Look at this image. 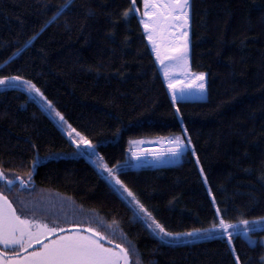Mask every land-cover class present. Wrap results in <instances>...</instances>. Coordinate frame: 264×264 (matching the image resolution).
Returning <instances> with one entry per match:
<instances>
[{"label": "trees", "instance_id": "trees-1", "mask_svg": "<svg viewBox=\"0 0 264 264\" xmlns=\"http://www.w3.org/2000/svg\"><path fill=\"white\" fill-rule=\"evenodd\" d=\"M65 2L0 0V76L39 88L167 232L217 223L197 159L226 220L264 216V0H190V68L206 73L207 97L177 101L179 116L138 14L123 15L131 0H71L49 22ZM14 85H0V171L19 179L10 190L0 182V191L18 213L91 226L125 248L131 241L139 264H236L235 255L239 264H263L264 227L249 233L254 244L235 233V255L218 229L158 234L51 111ZM181 134L191 143L178 160L133 164L129 152L140 141ZM67 217L74 222L63 224ZM136 259L130 252V264Z\"/></svg>", "mask_w": 264, "mask_h": 264}, {"label": "snow or ice", "instance_id": "snow-or-ice-1", "mask_svg": "<svg viewBox=\"0 0 264 264\" xmlns=\"http://www.w3.org/2000/svg\"><path fill=\"white\" fill-rule=\"evenodd\" d=\"M145 11L140 16V23L143 25L144 31L149 42L152 45V50L155 53L156 61L161 65L165 78L168 81V89L171 90L172 100L183 98L186 94L185 85L183 82H177L176 78L171 75L173 68H179L181 71L188 74V22L190 0H143ZM71 0H66L64 5L59 6L56 12L51 17L49 22L54 21L61 13L62 8H69ZM139 12L136 7V0H131L130 9L125 10V19L130 18ZM147 17V19H144ZM38 34H34L29 40L37 38ZM28 41L25 42L24 47H28ZM19 51V49L17 50ZM205 73L200 72L188 76V88L190 89L195 83V88L201 92L205 89ZM23 80L20 76H0V85L8 87L15 86L13 82ZM29 90L34 91L43 97V93L39 88H36L31 81H26ZM47 100V98H44ZM52 102L47 101V106L51 107ZM179 113V108L176 109ZM57 116L62 121L63 116L57 112ZM69 127H71L69 125ZM72 129V132H75ZM184 132L187 129H183ZM71 135V133H70ZM77 138H74V143L77 149L81 145L84 146V152L89 157L96 154V149L92 142L87 137L77 133ZM174 145L170 149L174 156H180L187 150V144L191 143V139L182 136H175L171 142ZM90 150V151H89ZM193 153L195 149H192ZM135 155V153H133ZM156 155H159L158 153ZM102 160V158H99ZM197 164L199 160L197 159ZM36 161H33L35 167ZM102 168V175L105 179L114 181L115 190L129 203H134L138 209L139 214L145 215L147 218L153 219L156 229H159L158 234L165 236H192L194 233H210L213 229L220 230V234L227 238V243L230 250L235 255L236 248L233 244V236L235 233H243L247 238L249 244H254L255 241L251 238L249 233L255 227H264V216L255 218L253 220L240 219L235 222H230L221 215V209L216 208V213L219 219L218 223H212L210 228L193 229L188 233H172L167 232L165 227L152 217V213L145 208L135 194L124 184L119 178L113 168L108 167L106 163L98 164ZM115 167V166H113ZM120 171V169H117ZM203 174V168H200ZM16 180L19 177L15 178ZM0 180H4L9 188L14 185L15 180L9 179L5 173L0 171ZM204 182L207 183V177H204ZM23 183V181H22ZM209 191H211L209 189ZM126 194V195H125ZM213 203L215 198L213 197ZM27 206H25V209ZM227 210L225 209V212ZM35 211L32 212V218H29L25 212L18 213L12 206V202L0 191V244L4 248L9 249V252L0 251V264H129L130 252L135 253L136 260L133 264H139V252L131 241H128L130 248H125L122 245L115 244L114 240L109 239L105 234H102L96 228L91 226L86 230L82 225L72 224L71 230L66 231L60 227L58 223L50 226L41 219L35 218ZM138 215L134 211V216ZM115 224V222H113ZM242 226V227H238ZM152 227L151 224L148 225ZM116 229L113 228L112 235H115ZM53 239H45V237L53 236ZM122 239L126 236L121 232ZM43 241V243L41 242ZM104 241H108L107 246ZM37 245V247H33ZM236 264H239V256L235 255Z\"/></svg>", "mask_w": 264, "mask_h": 264}, {"label": "rangeland", "instance_id": "rangeland-1", "mask_svg": "<svg viewBox=\"0 0 264 264\" xmlns=\"http://www.w3.org/2000/svg\"><path fill=\"white\" fill-rule=\"evenodd\" d=\"M145 11V8H144V4L142 5V8L139 12H137L138 14V19H139V22H140V16L141 14ZM144 19H147V17H144ZM141 24V23H140ZM141 27L143 28V25L141 24ZM143 31H144V28H143ZM187 31H188V41H189V22H188V28H187ZM145 33V31H144ZM145 37H146V40L148 41V44L150 46V49L153 53V56L155 58V61H156V56H155V53L154 51L152 50V45L151 43L149 42L148 38H147V35L145 33ZM157 63V66H158V69H159V72H160V75L163 79V82L165 84V87L167 89V92H168V95H169V98L171 100V102L173 103V106L175 108V111H176V102L179 101V100H204L206 97H207V88H206V73L203 72V71H194L190 68V58H189V45H188V68H189V71H188V74L185 75V73L183 71H181L179 68H173L172 71H171V75H173L177 82H183L184 85H185V89H186V94L183 96V98H180V99H177L175 102H173L172 100V93H171V90L168 89V81L167 79L165 78L164 76V73H163V69L161 67V65L156 61ZM200 72H203L205 73V79H204V83H205V89L203 92H201L199 89L195 88V83L197 82H193V86L189 89L188 88V76H191L193 74H196V73H200ZM26 79L23 78V80L21 81H15L13 82L14 84H18V85H21V86H24L26 88L29 89L27 83H26ZM33 84V83H32ZM37 88V87H36ZM32 94L48 109L51 111V113L53 114V116L62 124V126L67 130V132L70 134L71 133V136L73 138H77L76 137V134L79 133L77 131L75 132H72V127H69V124L66 122L65 119H63L62 121L60 120V117L56 115L57 113V110L54 109V107L51 105V107H48L47 106V101L48 100H45L44 96L41 97L39 94L35 93L34 91H31ZM177 113V111H176ZM177 115L179 116V113H177ZM184 129V128H183ZM184 132V131H183ZM80 134V133H79ZM185 136H186V132H184ZM82 135V134H81ZM179 136H182L184 137L182 134L179 135ZM172 139L170 138H163V137H157V138H153V139H150V140H142L140 141L139 143V147L138 148H133L131 149V156L130 158H132V162L134 165H138L140 164V160H145V161H154V162H157V163H164V162H169L170 160H178L179 156H174L172 154V152L170 151V149L172 147H174L173 144H171ZM74 142V141H73ZM76 145V144H75ZM169 145V146H168ZM77 146V145H76ZM83 146V145H81ZM84 147V146H83ZM143 147L145 148H150L148 151H152L150 153H146V154H143V155H147L149 157L147 158H137L135 159L133 156H134V151L133 150H137V149H142ZM154 147V148H153ZM166 148V149H165ZM133 151V152H132ZM159 154V155H156V154ZM133 154V155H132ZM152 155V156H151ZM93 159L97 162V164H103L102 160L99 159L101 158L100 155L98 153H96L95 155L92 156ZM198 166V169H199V173L201 175V178H202V181H203V184L210 196V198L212 199V202H213V198H212V195H211V192L209 191V186H208V183H205L204 182V174L201 173L200 171V166L197 164ZM105 176V175H104ZM214 204V209H215V214H216V217H217V223L219 222V219H218V216H217V213H216V208H217V205L216 203H213ZM68 219H63L62 222L63 224L66 225V223L68 224H72L73 219H69L71 217H67ZM253 220V219H252ZM62 225V224H61ZM51 226V225H50ZM87 227H85V230H86ZM191 231V230H190ZM190 231H184V232H176V233H188ZM197 233H194L192 236H195ZM165 236V235H164ZM166 238H169V239H178V238H186V237H191V236H187V235H181V236H165ZM53 239V238H52ZM261 242L263 243L264 245V238L261 239ZM108 246V245H107ZM0 248H4V246L2 244H0ZM263 264H264V257H263Z\"/></svg>", "mask_w": 264, "mask_h": 264}, {"label": "bare ground", "instance_id": "bare-ground-1", "mask_svg": "<svg viewBox=\"0 0 264 264\" xmlns=\"http://www.w3.org/2000/svg\"><path fill=\"white\" fill-rule=\"evenodd\" d=\"M169 146V145H168ZM154 148V147H153ZM150 148H145V147H143L142 149H137V150H133L134 151V153H135V155L133 156L135 159H137V158H147V157H149V156H147V155H143V154H146V153H150V152H152V151H148ZM166 149V148H165ZM132 151V152H133ZM133 155V154H132ZM152 156V155H151Z\"/></svg>", "mask_w": 264, "mask_h": 264}, {"label": "water", "instance_id": "water-1", "mask_svg": "<svg viewBox=\"0 0 264 264\" xmlns=\"http://www.w3.org/2000/svg\"><path fill=\"white\" fill-rule=\"evenodd\" d=\"M0 182H5L4 180H0ZM15 182H16V180H15ZM19 188H21V186H19ZM13 206V205H12ZM14 207V206H13ZM83 228L85 229V227L83 226ZM66 231H70L71 230V227L69 226V227H65L64 228ZM55 235H58V234H53V236H49V237H45V239H48V240H50V239H52V238H55ZM42 243H43V241H41ZM104 243L106 244V245H108V246H112V245H110V244H108V241H104ZM33 247H37V245H33ZM129 264H130V262H129Z\"/></svg>", "mask_w": 264, "mask_h": 264}, {"label": "flooded vegetation", "instance_id": "flooded-vegetation-1", "mask_svg": "<svg viewBox=\"0 0 264 264\" xmlns=\"http://www.w3.org/2000/svg\"><path fill=\"white\" fill-rule=\"evenodd\" d=\"M0 251H4V252H9L10 250L9 249H6V248H0Z\"/></svg>", "mask_w": 264, "mask_h": 264}, {"label": "built area", "instance_id": "built-area-1", "mask_svg": "<svg viewBox=\"0 0 264 264\" xmlns=\"http://www.w3.org/2000/svg\"><path fill=\"white\" fill-rule=\"evenodd\" d=\"M131 153V152H130ZM105 177V176H104Z\"/></svg>", "mask_w": 264, "mask_h": 264}]
</instances>
